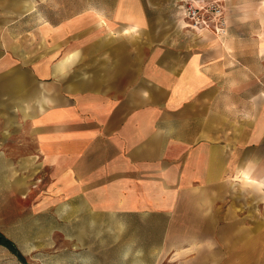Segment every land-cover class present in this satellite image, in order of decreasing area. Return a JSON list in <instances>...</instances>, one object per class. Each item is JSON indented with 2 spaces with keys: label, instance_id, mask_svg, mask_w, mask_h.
I'll return each mask as SVG.
<instances>
[{
  "label": "crops",
  "instance_id": "1",
  "mask_svg": "<svg viewBox=\"0 0 264 264\" xmlns=\"http://www.w3.org/2000/svg\"><path fill=\"white\" fill-rule=\"evenodd\" d=\"M97 1L95 24L117 29L89 75L95 54L67 51L82 17L48 24L60 53H31L34 1L0 0V188L25 197L7 156L39 157L45 196L77 215H165L176 264H264V0H222L221 39L184 30L179 0ZM176 215L194 223L171 227Z\"/></svg>",
  "mask_w": 264,
  "mask_h": 264
},
{
  "label": "rangeland",
  "instance_id": "2",
  "mask_svg": "<svg viewBox=\"0 0 264 264\" xmlns=\"http://www.w3.org/2000/svg\"><path fill=\"white\" fill-rule=\"evenodd\" d=\"M33 1L35 8L31 10V53H60L59 33L54 32L55 29H49L48 24L52 27L78 15L84 20L82 33L79 38L74 37V32L79 27L68 26L67 51L82 45L86 56L95 54L93 61L88 60L96 67L88 72L89 75L106 69L108 55L112 53L107 46L109 31L117 27L95 24L97 16L90 9L92 6L97 8L105 17L107 11L100 6L103 3L97 0ZM27 2L31 3L29 8H32L33 3H25ZM82 5L84 10L76 8ZM225 14L228 19L229 13L225 11ZM176 19L180 21L182 16L177 14ZM140 28L127 33L133 53L140 48ZM154 28L161 31L163 26ZM169 28L171 26L164 27L165 30ZM124 29L125 27L122 30L125 31ZM192 32L197 34L193 30ZM216 38L221 39L218 36ZM262 40L264 39L261 38L260 45ZM91 51L94 53H90ZM7 157L17 168V173L27 176L31 191L21 197L9 193L6 188H0V231L15 243L26 264H176L175 261L182 256L176 253L167 257L166 251L172 248V243L171 240L163 243V230L169 226L165 215H91L86 209L83 215H77L74 204H64L59 202L58 197L45 196L47 187L43 183L45 174L42 164H39V157H36L33 165L29 155ZM37 165L40 171L32 173ZM190 216L192 215H176L174 224L171 223L170 226L184 230L194 223V219H188ZM172 238L179 239L178 241L183 239L168 237ZM184 244L187 241L181 243ZM189 255L191 254L184 256ZM25 263L0 245V264Z\"/></svg>",
  "mask_w": 264,
  "mask_h": 264
},
{
  "label": "built area",
  "instance_id": "3",
  "mask_svg": "<svg viewBox=\"0 0 264 264\" xmlns=\"http://www.w3.org/2000/svg\"><path fill=\"white\" fill-rule=\"evenodd\" d=\"M222 0H179L184 27L197 33L211 32L220 38L227 33V19Z\"/></svg>",
  "mask_w": 264,
  "mask_h": 264
},
{
  "label": "trees",
  "instance_id": "4",
  "mask_svg": "<svg viewBox=\"0 0 264 264\" xmlns=\"http://www.w3.org/2000/svg\"><path fill=\"white\" fill-rule=\"evenodd\" d=\"M0 245L7 247L13 254L17 256V258L21 262L25 263L23 255L19 251L15 243L11 239H9L7 236H5L1 231H0Z\"/></svg>",
  "mask_w": 264,
  "mask_h": 264
},
{
  "label": "bare ground",
  "instance_id": "5",
  "mask_svg": "<svg viewBox=\"0 0 264 264\" xmlns=\"http://www.w3.org/2000/svg\"><path fill=\"white\" fill-rule=\"evenodd\" d=\"M28 4H29V7H31V3H28V2H27V4H26V5H28ZM29 7H27V8H29ZM27 8H26V9H27ZM100 22H101L102 24L104 23V21H103V20H102V21H100Z\"/></svg>",
  "mask_w": 264,
  "mask_h": 264
}]
</instances>
